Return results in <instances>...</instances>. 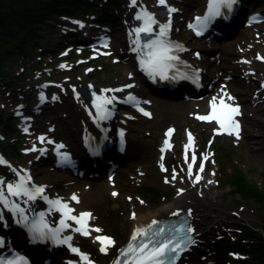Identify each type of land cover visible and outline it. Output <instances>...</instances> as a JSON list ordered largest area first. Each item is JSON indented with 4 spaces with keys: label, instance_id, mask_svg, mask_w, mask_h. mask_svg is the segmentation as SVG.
Segmentation results:
<instances>
[{
    "label": "rangeland",
    "instance_id": "rangeland-1",
    "mask_svg": "<svg viewBox=\"0 0 264 264\" xmlns=\"http://www.w3.org/2000/svg\"><path fill=\"white\" fill-rule=\"evenodd\" d=\"M148 1L155 8L163 9L160 0ZM125 2L127 0H116L111 7L103 0L96 1V7H100L101 12L110 7L108 12L112 15L107 20L111 26L95 24L98 14L94 10H88L84 15L75 13L73 18H60L58 22L49 20L50 25H42L41 38L28 60L30 65H34L33 73L19 78L14 90L3 94L0 91V112L7 115L15 130L12 135L4 125H0V133L6 143L19 148V154L11 153L9 161L14 166L21 163L28 165L36 182L51 184L49 192L68 198L79 196L84 208L94 213L93 234L107 235L114 241V244L106 247V251H101L97 237L78 239L89 250L96 264H104L116 245L125 240L128 232L125 220L130 211L144 207L156 209L183 195L198 203L208 202V210L203 211L196 221L204 232L186 254L190 260H195L193 251L207 244L220 245L240 235H244L246 240L255 241V235L242 232L241 223L261 224L262 211L254 202H239V196L232 192L229 176L233 170L242 169L255 183L261 185L264 181V92L260 91L263 89L259 85L260 76L248 64L252 60H264V53H260V49L264 50V20L249 23L247 18L243 22L239 19L221 43L198 41L190 27L202 9L203 0H172V8L176 9L175 32L193 43L194 51L190 55L206 69L207 82H211L207 86L209 93L197 99L175 100L152 93L143 81L134 54L128 52L126 29L120 12ZM245 8L247 17L264 16V0L245 4ZM78 21H85L87 27L80 29ZM245 21L248 23L243 27ZM106 26L108 30L104 29ZM93 27V34H87ZM103 36L109 41L97 46V40ZM205 60L211 62L209 70L202 62ZM10 63L7 71L11 79H15L25 64L19 57ZM131 76L135 77L136 87L123 82ZM88 85L103 90L112 89L109 92L114 91V87L122 86L121 90L115 92L121 100L127 92L137 91L147 97L153 115L146 118L137 112L117 107L116 118L108 124L112 125L111 128L123 127L127 131L129 148L127 154L121 157V165L111 173L106 167L96 175L89 172L76 176L47 161L50 155L57 159L55 150L60 149L59 145L64 146L62 150L77 149L80 112L85 110L83 95ZM224 85L236 93L241 106L245 108L239 117L244 131L242 140L235 134L224 136L223 128H217L215 120L199 118L209 108V99L213 97L215 89H221ZM40 101L43 102L42 106L38 105ZM197 103L205 106L196 108ZM165 127H173L176 134L172 148L163 154L161 161L157 146ZM189 130L199 138L195 151L188 150L186 146ZM206 142L213 146H207ZM202 152L204 161L197 157V153L202 155ZM174 156L180 166L174 161ZM159 161L166 171L162 178L157 179L160 170L156 164ZM201 166L203 171H200ZM10 175L4 178L12 177L11 170ZM197 177L200 179L197 180ZM4 178L0 181L3 182ZM90 185L98 187L101 194L96 197ZM155 190L161 192L160 197H154ZM212 193L216 196L211 197ZM227 255L234 264L241 258L240 254ZM66 256L56 253L52 258ZM211 258L197 259L209 264Z\"/></svg>",
    "mask_w": 264,
    "mask_h": 264
},
{
    "label": "trees",
    "instance_id": "trees-1",
    "mask_svg": "<svg viewBox=\"0 0 264 264\" xmlns=\"http://www.w3.org/2000/svg\"><path fill=\"white\" fill-rule=\"evenodd\" d=\"M108 6L116 4V0H104ZM94 0H0V91L13 90L19 78L22 79L32 72L28 60L30 52L41 38L43 24L50 25L49 20H57L62 15H71L85 8H95ZM108 10L110 7H107ZM105 11L104 17L110 18L111 12ZM22 58L23 70L11 79L7 68L10 62ZM3 88V89H2ZM0 125H4L8 133L14 135L15 130L6 120V115L0 112ZM0 148L5 154L18 152L14 144L3 142L0 138ZM19 154V152H18ZM229 183L233 192L239 196V202H254L262 211V223L250 225L243 223L242 231L252 233L256 240L246 242L245 236H239L237 241L221 243L211 249L214 254L213 264H231L227 258V249L241 251L247 258L241 264H264V181L260 185L242 169H236L229 176ZM154 197L160 196L155 190ZM150 196V195H149ZM158 196V197H157ZM244 239V240H242ZM248 258L250 261L248 262Z\"/></svg>",
    "mask_w": 264,
    "mask_h": 264
},
{
    "label": "bare ground",
    "instance_id": "bare-ground-1",
    "mask_svg": "<svg viewBox=\"0 0 264 264\" xmlns=\"http://www.w3.org/2000/svg\"><path fill=\"white\" fill-rule=\"evenodd\" d=\"M133 0H127V2H125V4L122 6L120 12H121V16L123 19V23L124 26L126 27H130V24L132 26V24L134 25V23L131 20L130 17V13H132V10L134 9V7L136 8L137 4H138V0H135V3L132 4ZM151 10L156 12V15L158 16L159 21H162L164 19H166L169 16H173L174 12H171L169 10L166 11H161L158 10L157 8H154L152 6H149ZM130 32V30H128ZM128 32V33H129ZM127 33V34H128ZM130 34L126 35L129 37ZM260 53L262 52V54L264 53V50L260 49ZM263 57V55H261ZM248 62V61H247ZM205 65L208 67L210 66L209 64H211V62L205 60L204 61ZM249 65H252L253 68L255 69V71L257 73L260 74L262 80L264 81V60L262 59H256L255 61L252 60L250 62H248ZM135 77L131 76L128 79H126L125 81H123L124 83H126L127 85H135ZM91 88H95L94 86H90ZM87 88V89H90ZM109 92V91H108ZM218 95H216L215 101L216 104L215 106H220V111L217 114H220L222 112H225L226 110L224 109V106L220 103V99L223 97V93L222 91L216 89V91ZM227 92V91H226ZM105 97L107 98V100H111V103L116 104L119 100L120 97H118L115 94H109L106 92H103ZM231 97L233 98L232 103L229 101H223L224 104L229 105L231 107H236L238 106L239 108V102L235 99L234 100V95H231ZM83 106L85 107V110H82V112H80V117L82 119V125L83 127H87L88 124L92 125L94 127V130H97L98 128H96L94 126V124L92 123V121H90V111H89V100H88V96L86 97V95H83ZM213 100H209V104H212ZM158 104L159 101H158ZM196 108H198V106L200 108H202L203 104H195ZM181 107V106H180ZM84 109V108H83ZM182 110V107H181ZM213 114L212 111H208V116L211 117V115ZM176 119V118H175ZM177 120H179V118L177 117ZM234 121H237V116H234ZM238 122V121H237ZM103 124L101 123L100 126H102ZM93 127L88 128V129H93ZM160 166V165H158ZM10 170L11 168L5 166V167H0V180H2L4 177L10 176ZM31 173V172H29ZM164 174L161 172H158V174L156 175L157 179L162 178ZM211 180V179H209ZM210 181H208L209 183ZM46 185L50 186L51 184L47 183ZM89 187V186H88ZM91 189V191H93V194L97 197L101 194L100 190L98 187L90 185L89 187ZM215 193H212L211 197H215ZM73 196H70L69 199L74 207V211L75 212H84V206L82 205V201L80 199L79 196H75L76 199H72ZM131 199V196H129ZM24 198V197H21ZM39 199L38 198H34V199H20L19 201H16V203L18 204V207L27 209L29 208L30 211H37V212H41L42 208L38 205L39 204ZM208 202H204V203H198L197 201H194L193 199L187 197L186 195L180 196L178 198H175L174 200H170L164 204H162L161 206H159L156 209H151L149 207H144L141 210H137V209H133L132 211L129 212L128 217L125 220V224H126V228L128 229V233H132L134 231H137V229L141 228L142 226H144L145 224L150 223L153 219H158V218H162L164 216H167L169 214H171L173 211L177 210L178 208H183L185 210H187L192 217V221L194 223L193 226V230L195 233L196 237H199L202 235V233L204 232V229L201 228L198 224H197V220H199L200 216H202V212L205 210H208ZM43 212V211H42ZM102 247H104V245H101ZM53 260L50 261V264H74L73 261H75V257L74 256H67V257H62L61 259H58V257H53ZM56 259V260H54Z\"/></svg>",
    "mask_w": 264,
    "mask_h": 264
},
{
    "label": "snow or ice",
    "instance_id": "snow-or-ice-1",
    "mask_svg": "<svg viewBox=\"0 0 264 264\" xmlns=\"http://www.w3.org/2000/svg\"><path fill=\"white\" fill-rule=\"evenodd\" d=\"M133 3H135V0H133ZM160 3L162 5L165 4V0H160ZM237 3H238V0H210L208 14L203 19L205 21H208L211 18L223 15V13L221 12L222 8L226 9L228 12H230L232 10L233 6L236 5ZM169 11L174 12V11H176V9L171 8V9H169ZM138 18H140V17H138ZM148 19L151 20L152 18L148 17ZM200 20H201V18L198 17L197 21L199 22ZM253 20H255V18H253ZM167 27H168L167 25L161 27V31H160L161 36L167 35V32H166ZM137 32H151V27L149 25L145 28L137 29ZM197 34L199 35L201 33L198 32ZM147 46L149 48H153L156 46L160 47V51L153 57V60H152L153 67L161 66L163 64V62L166 60L175 59V57L168 55L169 49L164 46L163 41H154L153 43H151ZM228 98L230 100L233 99L230 96ZM104 103H106V104L111 103V100H105ZM220 103L224 106V109L226 110L225 112L217 114V112L215 111L216 101L214 99L212 102L213 114L211 115V117H199V118L200 119L216 120L221 124L222 128L225 126L226 122H230L232 127H231V130L228 131V134L229 135L235 134L236 137L239 138V124H238V122L234 121V116L239 115L238 106L231 107L229 105L224 104L223 100H221ZM97 107L100 108L101 106L97 105ZM141 111H143V110L141 109ZM145 115H149V114L145 113ZM189 138L191 139V137H189ZM41 139H43V138H41ZM58 147L62 148L64 146L59 145ZM63 159L67 160L68 157L64 156ZM193 159H195V157H193ZM189 170H191V165H189ZM200 171H203L202 166H201ZM196 179L199 180L200 177H197ZM2 183L3 182L0 181V184H2ZM21 187H22V185L13 186V185L9 184L7 186V190L11 195L18 196L21 194V192H20ZM36 192L42 193L43 188H37ZM24 194L29 195L26 191L24 192ZM114 195H115V193H114ZM34 198H35L34 196L29 195V199H34ZM72 199H76V197L73 196ZM0 201H3L5 204L7 203L6 199L3 197L2 189H0ZM53 203L59 204L60 202L55 201ZM62 207L67 209V205H62ZM71 211H72L71 209H68V213H70ZM90 215H91L90 213H82L80 215V217L67 215V218L71 219V220H75L77 223H81V221L85 217H88ZM63 223L64 222L61 221V224H63ZM64 226L67 227V225H64ZM34 231H39V230H34ZM76 231H81V229L78 228V229H76ZM96 231H101V230L96 229ZM83 234L88 235V232L84 231ZM43 235H44V233H42V232L40 233L39 236H36L34 234L33 239L38 240ZM161 235H162V233H160V232L153 233L152 237H149V239L146 242L140 243L138 246H134L133 244H129V246L126 250L121 251V255L127 257L129 254H133V257H132L133 264H165V262L168 260L174 261L178 256V252H177L178 245L170 244L168 240H164L162 242L157 241L156 244L152 248H149V244L153 243V239L155 237H158ZM140 236L147 237L148 232L142 231L141 229H137L136 235H133V237H132V241H134V242L137 241L138 237H140ZM97 239L100 240L102 245L105 242H107L108 245L114 244V241H112L111 238H109V237H98ZM59 242L67 243V241H59ZM188 242L191 243L192 241L189 240ZM106 250H107L106 247L101 248V251H106ZM72 251L77 252L78 249L73 248ZM84 258L87 259V257H84ZM114 264H119V262H114Z\"/></svg>",
    "mask_w": 264,
    "mask_h": 264
}]
</instances>
